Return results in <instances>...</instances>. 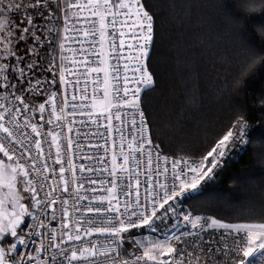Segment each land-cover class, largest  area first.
<instances>
[{"label":"snow or ice","instance_id":"obj_1","mask_svg":"<svg viewBox=\"0 0 264 264\" xmlns=\"http://www.w3.org/2000/svg\"><path fill=\"white\" fill-rule=\"evenodd\" d=\"M193 3L192 11L202 13L197 17L200 22L222 18L238 40L225 61L234 68L230 77L220 80L218 75L210 76L207 85L203 83L199 60L191 52H183L180 37L170 35L166 27L181 11L178 0H0V52L4 53L0 55V93L4 94L0 99L5 100L0 104V133L4 134L0 137V154L8 161L6 164L0 158V191L11 193L10 212L0 215V264H98L100 258L103 264H264V197L244 205L245 210L236 217L215 215L209 206L213 202L205 197L234 154L253 146V125L240 97L258 72H264V21L259 22V28H253V39L240 38V33L249 20L256 19L257 11L264 15V0ZM72 10L87 11L90 16H74L70 14ZM183 11L185 15L188 12ZM61 23L63 39L79 45L77 51L84 57L86 69L89 63H106L101 59L104 53L95 51V37L99 35L100 43L109 41L108 68L94 67L91 71L104 72L103 94L112 96L113 108L95 119L86 104V72L76 75L75 81H66L63 75L57 78L58 48L61 63L66 58V45L60 42ZM165 43L172 53L167 74L176 81L170 88L163 87L165 73L160 70ZM63 67L67 72L69 65ZM98 82L99 75L92 81L93 96ZM69 84L80 89V100L75 93L67 98ZM61 86L65 109L71 113L68 123L75 126L78 115L89 113L76 129L77 139L69 137L66 144L57 143L64 130L62 116H55L60 126V133H55L53 120L44 115L48 112L51 117L57 111L55 101ZM164 95L179 100L181 107L175 113L162 99ZM206 98L212 103L227 101L226 116L206 125L195 143L181 140L177 129L187 118L185 108L200 111ZM65 109H61L62 114ZM258 110L264 114V95L258 98ZM113 121H118L119 126ZM45 127L53 130L44 133ZM80 128L87 131L81 133ZM67 131L73 133V127ZM115 134L119 135L123 153L121 173L127 176L116 171L115 154L110 171L104 163L107 153L100 156L109 137L116 145ZM81 135L89 141L86 148L81 147ZM18 137L28 142L21 143ZM45 137L51 138L46 155L42 143ZM129 138V152L124 153V141ZM91 139L103 143L92 144ZM177 143L178 150L174 146ZM260 144V148L253 147V161L264 173V141ZM52 145L56 146L55 158ZM62 149L72 151L73 157L78 152V169ZM132 154L137 161L135 171L126 167ZM49 159L53 165L50 172ZM145 163L146 169L142 167ZM56 165H60L58 171ZM67 171H73L78 188L70 189L65 179ZM41 173H48L42 181L38 179ZM57 177L63 182L59 200L56 197L60 185L48 183ZM105 184L112 185L106 189L112 194L107 203L101 196L98 203L87 206L86 201L91 203L88 193L95 194ZM117 186L122 200L114 194ZM17 188L19 191H15ZM70 199L78 214L85 208L92 214L82 217L89 225L84 236L92 237L95 231L105 237L106 245L88 241L86 246H74L82 236L79 225L73 234L64 223L69 215L64 206ZM24 200L27 204L21 202ZM189 202L190 207L185 209ZM57 205L62 207L59 234L55 227L57 215L50 211ZM141 229L160 233L163 239L145 237ZM141 251L142 255H138Z\"/></svg>","mask_w":264,"mask_h":264},{"label":"trees","instance_id":"obj_2","mask_svg":"<svg viewBox=\"0 0 264 264\" xmlns=\"http://www.w3.org/2000/svg\"><path fill=\"white\" fill-rule=\"evenodd\" d=\"M178 7L181 10L177 17L167 23L166 27L170 35L180 37V48L183 52H191L193 57L199 60V67L203 83L207 85L210 76L218 75L220 80L230 77L234 68L225 63L228 56L232 54L233 47L238 43L234 38L231 27L222 18L215 22H200L197 17L202 13L197 10L193 12V0H178ZM199 9V5H196ZM184 9L188 12L185 15ZM256 19L249 20L240 33V38L253 39V28H259L260 21H264V15L259 11L255 13ZM219 54V55H218ZM172 53L167 43L164 45V52L161 56V72L164 75V88H170L176 81L167 74V67L171 63ZM264 95V72H258L256 78L250 82L240 97L248 109L249 123L253 125L250 129V136L253 139V146L247 147L238 154H234L216 183L211 185L205 192V197L213 203L209 206L214 209L215 215L221 216L232 214L234 217L244 211V205L259 201L264 197V173H262L253 161V147L260 148V141H264V114L258 110V98ZM167 101V106L172 113L181 107L178 99L167 95L162 97ZM158 107L162 105L157 103ZM228 102L212 103L207 101L200 111H192L185 108L188 115L184 123L177 129L181 140L188 143H195L201 135L204 127L214 120L226 116ZM167 143V141H166ZM177 150L178 143L174 145ZM192 202L184 205L185 209L190 207ZM212 214V213H208ZM243 222V221H237ZM129 247V246H128Z\"/></svg>","mask_w":264,"mask_h":264},{"label":"built area","instance_id":"obj_3","mask_svg":"<svg viewBox=\"0 0 264 264\" xmlns=\"http://www.w3.org/2000/svg\"><path fill=\"white\" fill-rule=\"evenodd\" d=\"M76 2H78V3H86V0H76ZM70 14L74 15V16L81 17V18L90 16V13L87 12V11H85L83 13H80V12H76V10H72V12ZM77 26L79 27L80 25H77ZM59 28L61 30V41L60 42L61 43H65V45H66V48L64 50V56L66 58L64 59L63 63H61V61H60L61 50L58 48L57 49V54H56V56H57V59H56V70H57V73H58V77L57 78H59V75H63L66 81H75L76 75L86 72L87 80H88V85H87L88 95H87L86 104H87V107L89 109H91V115H92L93 119H95V117L97 115L108 113L109 110L113 108V104L110 103V101H112V96L109 95L108 97H105L104 94H103L104 93V87H105V85H104V72L101 71L99 74H97V73L92 72L91 69L94 68V67L108 68V63H110V61H108L109 41L106 39V40L103 41V43H100L99 42L100 41L99 35H97L95 37V40L97 41L95 51L98 52V53L99 52H103L104 53V56L101 57V59H104L106 61V63L103 64V65H101L99 63H95V64L89 63L87 65V69H86L85 68V64H84V57L82 55H80V53L77 51L79 49V45L78 44L69 43L68 41H65L63 39V36L65 35V33H64V24L63 23H61L59 25ZM81 38H83L82 34H81ZM117 43H118V41H117ZM64 64H68L69 65V69H68L67 72L64 71V67H63ZM97 75H99V82H98V85L96 86V94H95V96H93V83H92V81L97 77ZM83 86H84V77H81L80 87L82 88ZM73 93H75V95L77 97V100H80L82 98V94L80 92V89L79 88L73 89L71 84H69V86L67 88V94H68L67 98L70 99L71 96L73 95ZM3 95H4L3 93H0V96H3ZM8 99L10 100L11 97H8ZM64 99H65V97H64V88H63V86H61V88H60V90H59V92L57 94L56 101H55V103L57 104V111L51 117H49V113L48 112H46L44 115H45L46 119L51 118L53 120V125L55 126L54 127L55 133H60V126H59V124H57V122L55 120V116H62V120H61L60 123L64 124V130H63V135L62 136H58L57 143H61L62 142L63 144H66L67 139L69 137H71V139L73 141H75L77 139V136L75 134L76 133V129H77V127H79L81 121L83 119L87 118L89 113L85 112V113H83V115H78L75 118V126L72 123H68V120L71 119V113L68 112L65 109V105L63 103ZM3 103H5V100L4 99H0V104H3ZM61 109H65L63 114L61 113ZM36 119L37 120L39 119L38 115L36 116ZM100 123L103 124L104 121L101 120ZM113 123L116 124L117 126H119V122L118 121H113ZM9 126L11 127V125H9ZM69 127H73V133H69L67 131V129ZM92 127L94 128L95 125L93 124ZM52 130H53L52 127H45L43 129L44 133H47V132L52 131ZM79 130H80L81 133H83V132L87 131V128H80ZM26 132L30 133V128L27 129ZM3 135H4L3 133H0V137H2ZM32 135H34V134H32ZM105 135H108V134L105 133ZM18 138H19L21 143H27L28 142L23 137H18ZM50 139H51L50 137H45L44 141L42 142L43 143V153L45 155L49 151V147H50L49 141H50ZM80 139H81V147H85L86 148L88 146L89 141L85 140L83 135H81ZM115 139H116V145L114 146L113 143H112V138L109 137V143H108V145L106 147H103L101 149L100 156L104 157V153H107V156L104 158V163L108 165V171H110L111 170V159H112L113 154H115V156L117 157L116 171L118 173H120L121 175L127 176V173H121V165L123 164V160H122L123 153L121 152L120 147H119L120 140H119V135L118 134H115ZM91 143L92 144H97V143L102 144L103 142L102 141H98L97 139H91ZM128 143H131L130 138L126 139L124 141V144H125V147H124V150H123L124 153H128L129 152V149L127 147ZM133 148H135V144L134 143H133ZM51 151H52V154H53V158H55V153H56V146L55 145L51 146ZM73 151H75V149H73ZM62 152H63V149H62ZM35 154H36V150H34L32 152L33 156ZM63 155L66 158H72L73 159V163L76 165V168L77 169L79 168L80 163H81V159L79 157L78 152L76 153L75 157H73V152L72 151L63 152ZM43 158L44 157L42 156L41 159L43 160ZM14 159H17V161L20 162L18 157H14ZM136 162L137 161H136V159H134V154H132V155H130L129 164L126 167H128L129 169L135 171L136 170ZM162 164H163V162L161 161V165ZM48 165H49V172H50L51 168L53 167L51 159L48 160ZM55 167H56V169L58 171V168L60 167V165H56ZM142 167L146 169L147 168L146 163L143 164ZM153 167H155V161L153 163ZM44 175H48V173H41V176L38 177V179H40L42 181ZM75 175L77 177H79L80 173L78 171H76ZM105 175H107V172L105 173ZM65 179H67L70 182V189L71 190H74V189L79 187V184L73 181V171H67L65 173ZM141 179H143V176H141ZM48 183L53 184V185H55V184H59L60 185V187L57 188V197H56L59 200L61 198V194H62L63 182L60 181L59 178L57 177V178H54V179H49ZM98 184H99V182H98ZM132 185H133V187H135V180L134 179L132 180ZM110 187H112L111 184H105L103 186H99L97 188V191H96L95 194L88 193L89 200L91 201V203L86 201L85 204L87 206H93V205H95L96 203L99 202L101 196L106 197V199L104 201V203L106 204L107 203V197L112 195V194H110V193H108L106 191V189L110 188ZM83 192H84V190L81 189V193L82 194H83ZM114 194L117 195L118 198H120L122 200V197L119 196V186H117L116 191H115ZM65 198H67V197H65ZM64 207H67L68 208V212H69L68 218L64 220V223L68 224L69 229L72 230L73 234L75 232V228L78 225L81 227L82 240L76 242L74 246H76V247L86 246V243L88 241H90L91 243H95L97 246H101V245H106L107 244V240L105 239V237L103 235L95 233V231H93V236L92 237H85L84 236V233H85L86 229L89 227V225L84 223V219L82 217H88V216L92 215V214L87 213L86 208L84 209V211L82 213L78 214L75 211L74 206L72 205L71 199L69 200V205L68 206H64ZM50 211H55V213L57 215V221H56L55 227H56L57 234H59L62 231V223H61L62 207L57 205V206H54L52 209H50ZM25 223H28L27 219L25 220ZM49 231H51V228L49 229ZM132 231L135 232L137 230H132ZM140 232L143 233V236L151 237L152 239L158 238L159 235H160V233H147L143 229H141ZM138 238H143V237H138ZM162 239H163V237H162ZM45 244H47V240L46 239H45ZM37 246H39V245H37ZM128 251L129 252L132 251L131 246L128 247ZM137 254L138 255H142V251L140 253H137ZM98 264H103V258L99 259ZM149 264H151V262H149Z\"/></svg>","mask_w":264,"mask_h":264},{"label":"rangeland","instance_id":"obj_4","mask_svg":"<svg viewBox=\"0 0 264 264\" xmlns=\"http://www.w3.org/2000/svg\"><path fill=\"white\" fill-rule=\"evenodd\" d=\"M3 54H4L3 52H0V55H3ZM0 158L4 159V162L6 164L8 163L7 158H4L2 156V154H0ZM13 166H15V165H13ZM15 191H19V188H17ZM10 197H11V193H9L6 189L4 191H0V200L3 201V204L0 205V215H4V214L10 212V208L8 206ZM21 202H24L27 204L26 200L21 201ZM16 210L19 211L18 208ZM5 218H7V217L5 216ZM181 230H183V229H181ZM158 238L162 240V235L160 234ZM155 239H157V238H155Z\"/></svg>","mask_w":264,"mask_h":264}]
</instances>
